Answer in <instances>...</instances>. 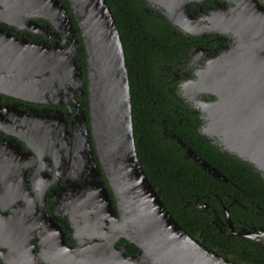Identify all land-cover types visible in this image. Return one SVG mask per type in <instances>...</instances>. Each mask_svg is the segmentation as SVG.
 Listing matches in <instances>:
<instances>
[{"label":"water","instance_id":"obj_1","mask_svg":"<svg viewBox=\"0 0 264 264\" xmlns=\"http://www.w3.org/2000/svg\"><path fill=\"white\" fill-rule=\"evenodd\" d=\"M37 17L60 26L66 34L74 20L86 62L89 126L76 122L69 133L59 118H48L44 128L28 131L25 139L29 146L40 141L37 149L49 157L43 164L49 169L51 164L57 166L60 155L70 168L60 174L78 175L75 169H85V185L67 187L57 195L77 240L73 247L64 242L63 259L78 264H237L186 231L146 175L135 146L124 45L107 1L0 0V22L47 34L34 21ZM244 18L238 23L236 45L209 60L183 89L205 113L201 134L216 137L223 151L264 177V47L250 38ZM78 48L75 37L66 49L15 37L11 50L0 52V86L30 99L67 92L68 84L81 83ZM204 94L213 99H205ZM176 141L203 170L229 181L181 137ZM42 180L43 203L45 188L54 178L45 175ZM121 238L124 243L117 246ZM129 243L137 247V254L126 256Z\"/></svg>","mask_w":264,"mask_h":264},{"label":"flooded vegetation","instance_id":"obj_2","mask_svg":"<svg viewBox=\"0 0 264 264\" xmlns=\"http://www.w3.org/2000/svg\"><path fill=\"white\" fill-rule=\"evenodd\" d=\"M60 1L66 3V0ZM138 3L150 18L169 26L176 46L173 49L176 48L177 52L175 60L163 67L161 74L169 77V89H173L178 107L193 115V124L190 117H185L188 126L192 125L197 134L223 150L216 137L201 134L207 122L205 113L191 100L190 93H184L183 85L195 79L197 72L205 68L209 60L236 45L241 17L247 19L250 38L264 47V0H138ZM67 9L71 14L69 7ZM34 21L44 26L47 34L0 22V52H9L15 37L62 49H66L70 38L75 37L78 39L76 65L81 67V83L78 86L68 84L70 92L58 90L55 95L41 96L40 99L16 95L4 89L8 87L0 86V264H78L63 259L64 242L73 247L77 240L73 236L71 221L61 213L64 209L59 205L57 195L63 194L67 187L85 185V169H75L73 172L78 175L60 174L70 169L65 167L68 160L62 155L58 159L52 158L58 163L56 167L51 164L49 169L44 166L49 157L44 150L37 149L40 141L29 146L26 137L28 131L37 133L44 128L43 122L48 118H59L69 133H72L76 122L82 121V127L89 126L86 62L81 55H84L83 44L74 20L67 34L43 17L34 18ZM203 96L207 100L213 99L209 94ZM164 132L175 140L178 136L166 126ZM241 162L251 168L248 163ZM45 175L54 180L45 188L42 203V178ZM99 178L103 179V175ZM225 183L234 187L232 194L214 192L194 200L209 224L225 238V251L209 246L199 234L195 236L237 264H264V197L258 200L254 193L245 191L230 179ZM260 192L264 194V183ZM234 205L237 212L232 214L230 208ZM124 240L119 239L117 246ZM137 250L134 244L129 243L125 254L135 255Z\"/></svg>","mask_w":264,"mask_h":264},{"label":"trees","instance_id":"obj_3","mask_svg":"<svg viewBox=\"0 0 264 264\" xmlns=\"http://www.w3.org/2000/svg\"><path fill=\"white\" fill-rule=\"evenodd\" d=\"M106 1L124 45L135 146L146 175L181 226L193 236L199 234L206 244L223 252L225 238L209 224L194 200L214 192L232 194L234 187L217 180L187 157L183 147L165 134V126L221 170L231 182L254 193L258 200L264 197L260 192L264 179L234 155L210 144L192 125L188 126L185 117H190L193 124V115L178 107L173 89H169V77L161 74L162 68L175 60L177 52L173 49L176 46L168 24L150 18L141 10L138 0ZM211 200L215 202L213 198ZM236 209L234 205L230 212L234 214Z\"/></svg>","mask_w":264,"mask_h":264}]
</instances>
